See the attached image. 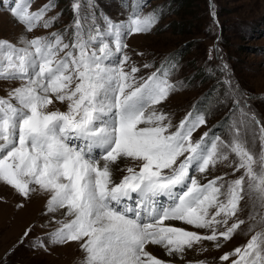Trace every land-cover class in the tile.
<instances>
[{"label":"snow or ice","instance_id":"6c2138e0","mask_svg":"<svg viewBox=\"0 0 264 264\" xmlns=\"http://www.w3.org/2000/svg\"><path fill=\"white\" fill-rule=\"evenodd\" d=\"M31 3L0 0L25 29L17 43L0 39V81H21L0 97V183L24 200L47 196L44 226L59 227L34 247L76 243L81 264H173L147 250L152 245L182 264H208L186 256L207 251L205 242L219 249L230 241L246 223L239 215L249 202L248 231L264 226V212L256 211L264 209V125L257 171L248 144L256 138L249 120L259 121L245 112L252 97L233 87L227 65L217 71L225 73L224 97L233 101L229 138L205 132L194 141L205 113L194 109L173 125L161 107L182 86L171 80L173 58L144 77L127 51V39L150 32L165 14L162 6L145 15L147 0H132L126 19L113 21L97 15L94 0H74L69 27L28 39L63 13L46 18L58 0L35 11ZM56 102L66 110H49ZM218 164L232 171L214 175ZM219 260L264 264V227Z\"/></svg>","mask_w":264,"mask_h":264},{"label":"rangeland","instance_id":"374dc122","mask_svg":"<svg viewBox=\"0 0 264 264\" xmlns=\"http://www.w3.org/2000/svg\"><path fill=\"white\" fill-rule=\"evenodd\" d=\"M119 1L101 0L100 2L94 0L97 5V15L99 16L101 13L105 15L108 12L106 16L113 21L126 19L132 10V0H128L127 8L124 6V1L121 4ZM164 1L173 3L176 0L147 2V7L142 9L143 14L146 15L153 9L162 6L165 13L162 20L158 21L159 23L157 22L158 24L156 23L150 32L133 35L126 41L128 54L135 65L141 68L139 75L147 77L152 73L149 68L142 67L146 64L148 57L161 56L167 51L179 47L188 49L184 54V59L179 62L177 70L171 76L172 82H182V86L171 93L161 105L163 111L171 114L173 125H179L190 110H193L192 105L196 97L199 94H204L206 87L211 82V79H208L191 84L186 83L182 75H187L193 70L191 62L194 60L195 67L208 62L227 65V78L233 87L239 86V89L246 92L248 97H252L247 99V104L250 107L246 108L245 112L249 116L254 115L259 121V125H257L254 121L249 120L256 132V138L254 144L251 141L248 144L257 160L254 168L258 171L261 152L260 125H264V0H189L190 6L177 5L176 13L172 10L169 11ZM47 2L48 0H32L30 10H38ZM73 2L74 0H58L57 6L46 16V18L54 16L62 9L63 13L58 21L49 29L40 27L27 33V38L48 35L69 27L64 26L73 21L71 7ZM210 4L212 5L211 9ZM212 10L216 13L217 23L213 22ZM188 24L192 25L189 30ZM175 25L182 26L176 27ZM24 31V26L11 16L7 6H0V39L17 43ZM193 42L195 44H191ZM221 73L224 79L225 73ZM20 83L21 81L18 80L0 81V97H6L8 91L19 86ZM224 92L225 86L218 89L215 95L210 94L209 105L202 110L206 115L207 123L193 133L194 141L199 140L200 135L212 124H214V128L211 130L215 131L216 135L225 140L229 138L226 117L229 116L233 101L225 99ZM245 99L246 97H241L242 104ZM56 108L64 111L66 105L56 102L55 108L49 106V110ZM222 125L223 127H221ZM231 158H234V154ZM231 171V168L218 164L214 175L219 176ZM240 174L236 173L227 178L235 179ZM211 178V176L208 177V179ZM203 182L207 181L203 180ZM46 202L47 196L42 195H34L30 200H24L10 186L0 183V264H81L84 253L76 243L66 246L49 245L47 249L33 246L38 237H44L54 228L59 227L54 223L44 226L50 219L48 215L44 214ZM21 203L24 205L22 208L17 206ZM251 210L252 206L249 202L239 215V219L245 220L246 223L241 226L230 241L222 242L221 248L216 249L212 242H205L203 246L207 248V251H191L186 256V260L193 262L206 260L208 264H230V261L221 262L219 257L237 246L245 245L252 235L264 227L257 225L252 232L248 231L251 224L248 216ZM256 211L261 213L264 212V209L257 207ZM57 218L59 219L60 216L58 215ZM259 218L257 215V219ZM186 227L188 230H195L192 226ZM29 228H32V231L25 236V232ZM156 250L153 247L152 253L158 258L166 261L173 260V264H182L179 258L168 257L165 253L160 254Z\"/></svg>","mask_w":264,"mask_h":264},{"label":"trees","instance_id":"16d2710c","mask_svg":"<svg viewBox=\"0 0 264 264\" xmlns=\"http://www.w3.org/2000/svg\"><path fill=\"white\" fill-rule=\"evenodd\" d=\"M166 7L167 9L170 11L172 10L174 13H176V6H190L189 0H176L173 3L171 2H166ZM176 27H180L182 25H175ZM188 30L190 29V27H192V25L188 24ZM196 42V41H195ZM191 44H195L194 42ZM192 46V45H191ZM184 47H179L178 49L175 50H170L169 51V55L173 56L174 59L179 58L180 60L184 59V54L185 52H187L188 49H183ZM213 60V59H212ZM208 62V61H207ZM192 66H193V70L191 72H189L187 75H182L183 80L186 83H195V82H201V81H205L208 79H211V82L209 83V85L206 87L205 89V93L202 95H198L196 97V99L194 100L193 103H196V105L194 106L195 108H204L206 107L209 102V96L210 94H214L216 93V91L218 89H222L224 84L221 83L220 81L223 80V74L220 71H217V69L221 66L220 63H212V62H208L204 65H198L197 67L194 66V60L191 62ZM210 66V69H209ZM196 68V70H195ZM205 96V97H203Z\"/></svg>","mask_w":264,"mask_h":264},{"label":"bare ground","instance_id":"6f19581e","mask_svg":"<svg viewBox=\"0 0 264 264\" xmlns=\"http://www.w3.org/2000/svg\"><path fill=\"white\" fill-rule=\"evenodd\" d=\"M153 247H155V249H157L156 251L158 253H160V254H164L165 253L163 249H160V248H158L156 246H152V245L147 246V249L152 252L153 251Z\"/></svg>","mask_w":264,"mask_h":264}]
</instances>
